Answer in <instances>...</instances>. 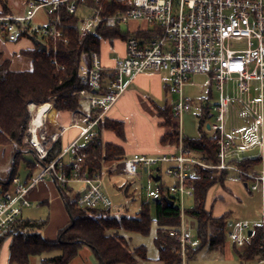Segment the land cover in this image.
<instances>
[{"label":"built area","instance_id":"2783aa9c","mask_svg":"<svg viewBox=\"0 0 264 264\" xmlns=\"http://www.w3.org/2000/svg\"><path fill=\"white\" fill-rule=\"evenodd\" d=\"M40 10L46 12V23L32 28L31 22ZM62 12L76 19L80 38L107 29L121 31V25H126L127 30L121 31L126 34L125 54L112 68L103 65L100 52L81 56L78 76L87 88L74 95L88 108L72 112L71 126L77 127L80 135L65 149L57 147L65 129L48 132V118H44L31 132L33 114L29 111L31 120L24 143L34 149L36 167L29 168L26 179L16 174L7 185L0 184V238L22 219V210L30 206L28 194L45 178L63 189L81 183L84 188L76 199L79 208L111 209L112 202L102 191L103 172L89 171L79 142L82 138L87 142L99 138L100 121L136 76L162 73L166 75L167 95L178 96L175 103L169 102L178 119L193 108V101L184 97L183 90L195 76L207 77L209 87L220 92L218 102L212 107L206 102L205 106L206 119L213 118L206 129L212 132L218 164L207 165L199 154L186 148L179 125L175 153L134 154L102 169L135 177L150 167L157 166L159 171L158 166L167 165L165 174L175 182L167 188L165 197L180 211L179 226L168 234L180 246L181 264L187 262L185 251L192 239L183 199L194 198L192 181L200 169L217 171L216 178L221 172L236 174L249 192L260 194L261 217L256 226L262 229L264 243V0L29 1L23 15L0 16V32L10 42L26 33V37L38 39L46 47L49 42L67 46L69 38L61 22ZM232 42H245L246 47L234 50L230 47ZM51 63L63 69L56 58ZM230 83L234 85L232 94ZM89 111L95 112L94 118ZM68 157L70 161H66ZM251 225L248 221L231 223L227 239L236 247H243L248 232H253Z\"/></svg>","mask_w":264,"mask_h":264},{"label":"trees","instance_id":"16d2710c","mask_svg":"<svg viewBox=\"0 0 264 264\" xmlns=\"http://www.w3.org/2000/svg\"><path fill=\"white\" fill-rule=\"evenodd\" d=\"M2 11L0 16H12L6 0H0ZM61 22L65 26L69 44H47V51L41 52L36 48L23 51L22 56L31 60V69L28 71H13L10 69V60L0 59V147L21 146L27 137L28 124L31 120L28 105H40L53 100L52 104L58 112H75L87 110L85 101L78 95L80 90L87 88L82 85L78 72L83 54L100 52L101 39L112 41L124 40L126 34L119 29L97 31L96 34H87L79 37L77 21L72 16L62 12ZM20 37H26L23 33ZM32 38V37H31ZM55 50V51H54ZM56 58L63 69L56 68L51 59ZM87 104V103H86ZM160 126L165 129L160 138L162 146L176 145L179 137V121L172 108L168 106L155 107ZM92 118L95 112L89 111ZM206 118V108H203L200 117V135L197 138L183 136V145L200 155V159L207 165H217L216 147L213 139L202 133L201 128ZM102 129L114 132L118 138L124 140V128L121 122L109 120L107 115L100 121ZM58 147V145H57ZM81 151L86 153V166L89 171L100 172L103 163L124 158L123 150L114 144H103L101 137L89 141ZM117 159V160H118ZM29 168L35 170V163H29ZM17 174V163L13 162L9 179ZM215 170L200 169L193 179L194 208L186 210L185 214L197 223V236L202 242L196 248V253L189 255L192 259L203 247L223 252L226 242V230L229 224L228 214L214 218L211 212L205 210V200L210 188L223 181L227 172H221L219 177ZM9 179L0 181L7 185ZM161 179V178H160ZM66 201L70 216V223L58 233L56 241L45 240L40 230L45 221L20 219L12 224L9 230L0 238V245L9 240V262L11 264H30V257H41L58 252L52 257H42L41 264H69L83 246L90 248L99 264H137L148 261L145 247L139 246L130 250L128 242L120 232L136 233L147 236L153 222L157 225L155 244L159 249L158 261L163 264H181L180 246L169 236L168 231L180 224L179 207L170 205L166 199V191L155 202V218L152 219L147 205L134 218L111 217L110 210L97 211L92 208H79L76 204L77 194L71 198L66 192H73L67 187L63 189L57 185ZM209 239L207 240V234ZM235 252L242 262L254 261L263 252L262 229L254 227L246 244L242 248L234 245Z\"/></svg>","mask_w":264,"mask_h":264},{"label":"rangeland","instance_id":"374dc122","mask_svg":"<svg viewBox=\"0 0 264 264\" xmlns=\"http://www.w3.org/2000/svg\"><path fill=\"white\" fill-rule=\"evenodd\" d=\"M5 0H2V2ZM29 1L50 3L54 0H6L7 5L12 12V16H21L25 12V8ZM2 11L0 6V12ZM46 23V12L40 10L33 18L31 25L32 28L42 26ZM122 32L127 30L126 25H121ZM40 38V37H39ZM30 45L27 39L21 38L15 42L5 40V36L0 32V52H3L4 56L10 60V69L13 71H28L32 67L31 60L22 56L19 52L20 49ZM230 47L234 50L245 49V42H232ZM105 50L107 49L105 45ZM13 52V54H12ZM166 75L163 74L165 79ZM207 77L195 76L192 79V83L185 86L183 90L184 97L191 99L194 103L191 111L183 113L178 119L181 133L184 137L197 138L200 135L199 123L202 115V110L206 106V102L213 106L221 98V94L214 87H209L207 83ZM230 94L234 90L233 83L228 86ZM253 96H256L253 91ZM178 96H168V102L175 103ZM50 102V101H49ZM163 101H159L162 103ZM48 103V102H47ZM204 103V104H203ZM36 105L34 103L30 104ZM87 107V104L84 105ZM85 111V110H84ZM213 118L204 119L205 124H202L201 131L207 137H212V132L206 129V124L212 122ZM28 136V135H27ZM25 141V140H24ZM256 152H252L255 154ZM34 149L27 144L23 143L21 146H8L0 147V181L9 179V173L12 167V163H17V175L22 179L28 174L29 163H35ZM110 162L103 163V166H109ZM167 165H161L157 172V166L150 167L147 172L140 171L138 176H123L120 173H109L107 170L102 169V191L111 200L112 207L110 210V216L121 218H134L141 210L142 205H147L149 213L152 219L155 218V198L161 197L162 191H166L167 188L174 184L175 180L165 174V168ZM159 175L160 181L155 182L153 177ZM218 178V177H217ZM48 178H45L46 180ZM71 188L78 192L84 188L81 183H73ZM195 201L192 197L185 196L183 199L184 210H191L194 208ZM39 207V206H38ZM40 208H38L39 210ZM205 210L211 212L213 217H221L224 214H228L229 222L248 221L255 227L261 217V198L259 193L249 192L243 182L236 174H228L227 177L221 182L217 181L207 193L205 200ZM41 212L44 209L40 210ZM186 221L190 225L191 243L188 249L185 251L186 264H257L255 259L253 262H241L235 252L233 244L226 239L223 252L211 249L208 245L203 247L192 259H188V254L192 255L196 253V248L202 242L197 236V223L196 221L186 216ZM42 230V229H41ZM40 230V233H41ZM157 225L155 222L151 225L150 233L147 236H142L136 233L120 232V235L124 236L128 242L130 250H134L139 246L145 247L147 251V262H140V264H163L158 261L159 249L155 244ZM229 231L227 228L226 233ZM44 233V232H43ZM207 240L209 239V233L207 234ZM86 247V246H85ZM82 249L78 251L79 254L69 263L81 264ZM90 252V257L82 259L86 264H99L96 256L92 250L86 247ZM81 256L79 258L78 255ZM58 252L50 253L47 257L57 255ZM44 256L36 257L30 262V264H41V259ZM46 258V257H45ZM77 258V259H76ZM259 264H264V257Z\"/></svg>","mask_w":264,"mask_h":264},{"label":"crops","instance_id":"0c3cea01","mask_svg":"<svg viewBox=\"0 0 264 264\" xmlns=\"http://www.w3.org/2000/svg\"><path fill=\"white\" fill-rule=\"evenodd\" d=\"M21 38L27 39L30 45L28 44L26 47L24 46V48L20 49V54L23 51L36 48L34 38ZM5 40H7L6 37ZM105 45L107 47L106 50L104 48ZM100 54L103 65L107 68H112L124 56L125 43L121 39H114L112 41L103 40L101 42ZM0 59L5 60L8 59V57L6 58L3 52H0ZM159 101L163 102L159 103ZM168 105L167 89L164 85L162 73L140 74L136 76L129 84L126 91L118 98L112 109L107 113L109 120L121 122L123 124L125 139L122 140L118 138L117 135L110 130L102 129L99 133L102 143L120 146L124 155L122 160L134 154L158 156L175 153L178 142L176 145L172 146H162L160 144V138L164 134L165 129L159 125L160 119L157 117L155 107H164ZM51 109V114L46 117L48 118L46 122L47 130L53 133L60 132L63 128L65 129L58 142V149L63 150L79 137L80 130L77 127L71 126L73 120L72 112H58L53 106H51ZM87 143L85 138H82L79 142L82 147ZM70 160L71 158H66V161ZM29 174L30 171L28 170V174L24 179H26ZM69 188L72 189L73 192H66L68 198L73 197L81 191L75 192L73 188ZM28 199L30 201V206L22 210V218L32 221H45L46 224L41 230L42 237L50 242L56 241L59 231L70 223L66 201L56 183L49 178L44 180L30 191ZM38 208L40 209L38 210ZM41 209H44V211L41 212ZM9 243L10 241L6 240L0 245V264H11L9 262ZM82 250V259H85L84 257L89 258L90 252L88 249L84 246ZM81 253L78 255L79 258ZM36 257L37 256L30 257V262ZM45 257H47V255H45ZM263 257L264 243L263 252L261 256L257 258L256 263L259 264V261H261ZM82 259L80 263L86 264ZM73 262L72 264H74ZM140 262L137 264H140Z\"/></svg>","mask_w":264,"mask_h":264},{"label":"bare ground","instance_id":"6f19581e","mask_svg":"<svg viewBox=\"0 0 264 264\" xmlns=\"http://www.w3.org/2000/svg\"><path fill=\"white\" fill-rule=\"evenodd\" d=\"M29 111L33 114V121L30 124V128L31 132H34L35 129L38 128V125H41L43 119L51 114V103L48 102L40 105H32Z\"/></svg>","mask_w":264,"mask_h":264},{"label":"water","instance_id":"95a60500","mask_svg":"<svg viewBox=\"0 0 264 264\" xmlns=\"http://www.w3.org/2000/svg\"><path fill=\"white\" fill-rule=\"evenodd\" d=\"M34 43H35V45H36V47H37V49H38L39 51H41V52H46V51H47V47H46V45H45L44 43H42L41 41H39L38 39H34ZM157 171H158V170H157ZM153 180H154L155 182L160 181V176H159V175L154 176V177H153ZM157 200H158V198H155V199H154V201H157ZM167 202H169L170 205H173V202H172V201L167 200ZM228 225L230 226L231 223H229ZM251 234H252V231H249V232H248V236H250Z\"/></svg>","mask_w":264,"mask_h":264}]
</instances>
